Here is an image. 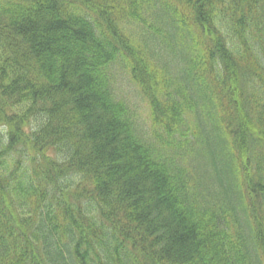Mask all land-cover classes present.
<instances>
[{
  "label": "trees",
  "instance_id": "16d2710c",
  "mask_svg": "<svg viewBox=\"0 0 264 264\" xmlns=\"http://www.w3.org/2000/svg\"><path fill=\"white\" fill-rule=\"evenodd\" d=\"M0 264H264V0H0Z\"/></svg>",
  "mask_w": 264,
  "mask_h": 264
},
{
  "label": "rangeland",
  "instance_id": "374dc122",
  "mask_svg": "<svg viewBox=\"0 0 264 264\" xmlns=\"http://www.w3.org/2000/svg\"><path fill=\"white\" fill-rule=\"evenodd\" d=\"M143 28V25L138 24L135 26L138 34H140ZM102 77L114 100L122 102L125 105L126 120L130 124L132 123L136 134L145 138L147 141L145 144L157 150L162 156H167L169 160L174 161L178 168L177 174H179V178L183 179L185 174L196 173L199 175L197 172H191L193 158L187 152L188 146L185 143L181 144L179 138L172 142L174 136L167 134L160 125L154 124L151 109L142 96L139 87L132 80L128 63L124 61L113 62L102 71ZM187 116H189L188 113L184 114L182 119L186 117L188 121H191L192 119ZM192 133L193 131H191ZM207 172L208 170L203 174H207ZM210 179L211 174L209 173L207 180L208 187L211 182ZM185 189L189 196H194V199H196V190L192 189L191 186Z\"/></svg>",
  "mask_w": 264,
  "mask_h": 264
}]
</instances>
